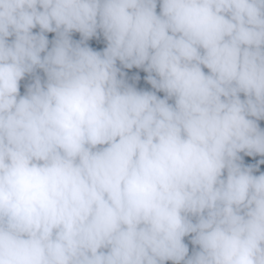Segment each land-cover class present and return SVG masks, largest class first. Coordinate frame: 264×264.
<instances>
[{
    "label": "clouds",
    "instance_id": "obj_1",
    "mask_svg": "<svg viewBox=\"0 0 264 264\" xmlns=\"http://www.w3.org/2000/svg\"><path fill=\"white\" fill-rule=\"evenodd\" d=\"M261 122L264 0H0V264H264Z\"/></svg>",
    "mask_w": 264,
    "mask_h": 264
},
{
    "label": "trees",
    "instance_id": "obj_2",
    "mask_svg": "<svg viewBox=\"0 0 264 264\" xmlns=\"http://www.w3.org/2000/svg\"><path fill=\"white\" fill-rule=\"evenodd\" d=\"M49 36V39H51L54 34L53 33H49L48 34ZM74 39H79V34H74L73 36ZM89 45L93 48H95L96 50H101L104 46L103 42H102V38H101V41H97L96 39H93L91 41H89ZM128 71L130 74H133V73H139V75L141 76V80L138 82V87H141V88H150V85H147L146 82L143 80V77L146 75L145 73H143L142 71L140 70H137V69H132V70H126ZM206 71V70H205ZM23 91V89H22ZM162 95V94H160ZM262 123V126H264V122H261ZM246 160H250V158H245ZM262 168H264V166H262ZM186 242H187V238H186ZM190 248H191V245H190Z\"/></svg>",
    "mask_w": 264,
    "mask_h": 264
}]
</instances>
